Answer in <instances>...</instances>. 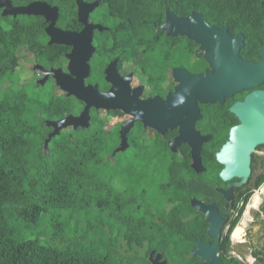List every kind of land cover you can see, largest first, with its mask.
<instances>
[{
	"label": "trees",
	"instance_id": "16d2710c",
	"mask_svg": "<svg viewBox=\"0 0 264 264\" xmlns=\"http://www.w3.org/2000/svg\"><path fill=\"white\" fill-rule=\"evenodd\" d=\"M12 1L26 5L34 0ZM42 1L57 6L59 25L71 29L69 23L77 20L75 0ZM85 1L99 2L96 12L107 15L106 22L116 30L117 48L134 55L145 50L148 68L169 59L172 46L175 62L198 52V45L184 38L188 47L183 53L182 38L171 40L160 30L166 7L178 16L201 13L214 26L228 24L233 36L244 34L241 54L247 59H256L264 44V0ZM41 21L27 15L3 17L0 12V264H150L148 252L118 249L122 232L134 233L131 240L140 244L147 240L150 248H168L170 264H191L176 251L187 238L178 233L181 222L152 237L158 228H142L130 220L148 208L142 203L139 212L129 214L123 200H137L140 194L153 210L159 208L163 193L170 198L182 193L154 185L133 158L126 167L122 154L109 159L119 140L104 118L92 114L88 129L64 131L53 138L49 152L44 151L46 121L77 113L80 103L73 97H56L47 86L18 84L19 49L28 45L33 51L49 50L43 25L35 23ZM153 174L166 175L160 170ZM255 257L256 264H264L257 251ZM224 261L242 264L237 258Z\"/></svg>",
	"mask_w": 264,
	"mask_h": 264
},
{
	"label": "flooded vegetation",
	"instance_id": "af4514ba",
	"mask_svg": "<svg viewBox=\"0 0 264 264\" xmlns=\"http://www.w3.org/2000/svg\"><path fill=\"white\" fill-rule=\"evenodd\" d=\"M34 2L45 1L34 0L26 5H15L12 1L15 7L27 6ZM85 2L93 3L95 1ZM75 3L77 5V0ZM0 12L2 13L3 10ZM31 17L41 18V24L35 23L43 25L46 33L49 23L45 18L42 16ZM76 17L77 20L69 23L71 29L60 26L59 20L57 27L65 31L82 32L85 24L79 21L78 5ZM106 18L107 15L97 13L96 9L89 16V25H98L102 29H93L94 52L85 63L74 53L75 49L84 50L85 46L50 45V37L47 33V45L49 46L47 53L44 50L33 51L28 45L23 46L25 49L22 52L20 48L19 67L20 70L30 74V79L20 81L18 84L23 85L26 82H31L41 87L47 86L56 97L71 98L67 96L61 82L58 81H61L64 75L78 77L85 74L84 84L86 87H96L98 92L107 93L117 85L123 98L127 97V93L131 99L136 98L133 101L136 109L130 110L134 114L125 109L106 110L92 107L90 125L92 114H97L104 118L108 125L116 129L119 142L109 155V159L113 160L116 155L123 154L125 157L121 159V155L120 160L126 167L129 158H133L137 162L138 169L148 173L146 177H149V181L154 185L157 184V187L164 190L171 187L178 188L181 190L182 196L170 198L165 192L157 200L159 208L153 210L148 202L149 199L140 194L137 200H123L127 204L129 214L139 212L142 203L148 208L142 216L138 214L136 218H130V220L139 223L138 226L142 228L145 227V224H148L151 230L158 228L159 230L152 237L159 236L163 229H167V232L171 231L174 223L181 222L178 233L187 236V238H185L184 246L176 251L185 254L191 264H203L200 257L192 255L193 250L199 245V240L211 247L218 242V254L223 261L224 258H237L234 253L244 247L241 244L244 240L246 241L245 246L253 243L252 231L247 226L248 216L253 211L256 212V216L259 215L260 209L264 207V202L260 209L254 202V200H264V144L258 145L252 153L251 173L247 180H244V175H235L225 179V175L222 173L226 169V165L221 162L219 155L223 146L230 140L232 129L241 124L240 117L232 111V107L237 102H243L249 94L255 91H264V83L256 87L242 89L232 96L225 97L223 101L203 103L198 98L201 85L194 82L191 84L183 71L186 70L190 74H199L203 77L207 75L210 64L198 44L193 41L198 45V52L194 53L191 59L185 54L181 60L175 62L172 58L174 49L172 46L168 50L169 59L166 57L162 62H153L154 66L148 68L144 61L145 50L141 49L137 55H134L127 53L124 49L117 48L115 44L116 30H112L110 21L107 23ZM165 21L166 11L165 20L159 28ZM160 30L162 29L160 28ZM165 34L167 35L166 32ZM167 37L171 40L181 37L182 52H186L188 42L184 38L190 40L187 36L167 35ZM263 46L264 44L259 48L256 59L242 57L247 61L259 62L262 58ZM84 64L87 66L86 72ZM52 71L60 72L54 73L55 78L54 74H51ZM181 85L187 94L188 100L185 102L175 100L166 104V108L153 103L155 98H159L162 102L170 101ZM191 90L193 99H195L194 109L191 108V100H189ZM78 102L80 104L77 113L69 115L79 117L83 112L86 104L80 100ZM80 129L85 128L71 126L62 132ZM52 131L53 128L49 127L45 139ZM124 138H126L129 147L115 153ZM179 140L182 142L178 143ZM132 143L133 149H131ZM199 144H201V149L198 154L197 149L196 152L194 151V146L198 147ZM159 170L165 172L166 175L153 174ZM258 195L260 196L256 199ZM197 203L212 206L213 213H210L209 216L215 221L220 220L221 227L217 239L210 234L212 224L210 220H207V214L194 206ZM194 221L197 224L193 223ZM185 224L188 225V229L185 228ZM191 224H195V227L189 228ZM239 229L243 231V235L241 232L239 233ZM107 231L109 232V229ZM144 232L147 233V231ZM241 235L242 238L239 239ZM120 236L121 246L118 249L122 252L138 249L145 253L148 252L149 256L154 252L155 256L162 254L161 261L166 260L167 264H170V259L166 257L168 248H150L147 240L145 241L147 243L144 242L145 245L134 242L131 240L132 236H135L134 233L122 232ZM261 239H263V241L261 240L263 244L264 234ZM170 251H175V248L173 247ZM251 252L254 257L256 251ZM257 252L260 253V256L264 255V247L259 248ZM149 256L148 260L152 264Z\"/></svg>",
	"mask_w": 264,
	"mask_h": 264
},
{
	"label": "water",
	"instance_id": "95a60500",
	"mask_svg": "<svg viewBox=\"0 0 264 264\" xmlns=\"http://www.w3.org/2000/svg\"><path fill=\"white\" fill-rule=\"evenodd\" d=\"M79 21L85 24L82 32L65 31L57 27L59 20V8L51 6L47 2H34L27 6L15 7L12 0H0V10H3L2 16L27 15V16H42L49 23L46 29L47 35L50 37L49 44L63 45H78L85 46L84 50L75 49L74 53L84 60V63L90 59L94 52L92 45L93 29L101 26L89 25L90 14L98 8L99 2L86 3L84 0H77ZM169 36H187L191 41L198 44L204 52L205 59L210 64V69L206 76L199 74H190L185 71V76L190 83L193 82L201 85V91L198 98L201 102H214L217 100L223 101L225 97L232 96L235 93L242 91L245 88H252L264 83V46L261 51V60L259 62H251L245 60L241 51L245 46V35L242 33L233 36L230 33L229 25L225 24L221 27L214 26L208 23L203 14L192 12L190 15L178 17L169 7L166 9V21L160 27ZM86 72L87 66L84 64ZM60 71H52L51 74L59 73ZM83 74L78 77L66 76L61 82L63 89L68 97H75L86 104L85 109L79 117L69 115L59 121H46L47 126L53 128V131L47 137L44 143V151L49 152L50 142L53 138L59 136L62 130L71 126L75 128L81 126L85 129L90 127L92 107L97 109L118 110L125 109L134 114L133 101L136 98H123L118 90V86L107 93L98 92L97 88L86 87L84 84ZM54 77L56 78L55 74ZM174 98L170 101L162 102L159 98L153 99V103L157 106L166 108V104L172 101H186L187 94L182 89V85L178 87ZM192 95L191 108H195V99ZM190 102V101H189ZM232 111L235 112L241 119V124L231 131L230 140L223 146L219 158L226 169L222 173L225 179L235 175H244V180H247L251 173V157L258 145L264 144V91H255L249 94L243 102H237ZM182 141H178L181 143ZM129 145L126 138L123 139L121 145L115 153L128 148ZM199 151L201 144L198 147L194 146ZM240 167V168H239ZM198 209H201L207 214L211 221L210 234L217 239L220 231V220L215 221L209 215L213 213L212 206H207L202 203L194 204ZM223 220V219H222ZM198 247L193 250L192 255L202 259L203 264H224V261L219 256L218 242L214 246L203 244L201 240L198 242ZM162 254L154 255V252L149 256L152 264H167V261H161Z\"/></svg>",
	"mask_w": 264,
	"mask_h": 264
},
{
	"label": "rangeland",
	"instance_id": "374dc122",
	"mask_svg": "<svg viewBox=\"0 0 264 264\" xmlns=\"http://www.w3.org/2000/svg\"><path fill=\"white\" fill-rule=\"evenodd\" d=\"M24 49L25 48L22 47L20 51L22 52ZM16 75L19 77V82H22L24 80L27 81L30 79V74L26 73L24 70H20V67L17 70ZM123 157H125V155L122 154L121 159H123ZM259 196L260 195L256 196V199H258ZM254 202L256 203V206L260 209L264 200H254ZM260 210V215L256 216V212L253 211L247 218V226L248 228L250 227V230L252 231L253 243H249L245 246L246 241L244 240L243 243H241L244 247L234 253V255L240 260L242 264H256L257 257H255V255L253 257L251 251H257L259 248L264 247V243L262 244L263 239H261V236L264 234V211L262 210V208ZM252 221L253 223H251ZM238 231L239 233L241 232V234L243 235V231L241 229H239ZM242 235L239 239L242 238ZM261 256L263 257L264 255Z\"/></svg>",
	"mask_w": 264,
	"mask_h": 264
}]
</instances>
